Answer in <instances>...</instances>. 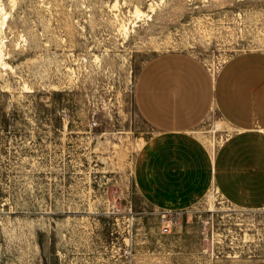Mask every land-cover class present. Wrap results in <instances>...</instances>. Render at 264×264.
Here are the masks:
<instances>
[{
  "label": "rangeland",
  "instance_id": "rangeland-1",
  "mask_svg": "<svg viewBox=\"0 0 264 264\" xmlns=\"http://www.w3.org/2000/svg\"><path fill=\"white\" fill-rule=\"evenodd\" d=\"M249 50L264 0H0V264H264V210L212 188L163 234L134 177L141 69L182 54L213 80Z\"/></svg>",
  "mask_w": 264,
  "mask_h": 264
},
{
  "label": "crops",
  "instance_id": "crops-1",
  "mask_svg": "<svg viewBox=\"0 0 264 264\" xmlns=\"http://www.w3.org/2000/svg\"><path fill=\"white\" fill-rule=\"evenodd\" d=\"M134 106L152 130L134 164L144 205L179 214L214 188L235 208L264 210V50L232 55L213 80L186 55H159L136 79ZM212 112L228 130L215 148Z\"/></svg>",
  "mask_w": 264,
  "mask_h": 264
},
{
  "label": "built area",
  "instance_id": "built-area-1",
  "mask_svg": "<svg viewBox=\"0 0 264 264\" xmlns=\"http://www.w3.org/2000/svg\"><path fill=\"white\" fill-rule=\"evenodd\" d=\"M161 219H162L161 220L162 233L163 234L170 233V231H171V229L173 227V224H175L174 215L171 214V213H163ZM209 224H210V222L208 221L206 223V226H205V229L207 230L206 231V234L207 235H208V229H207V227H208ZM230 244H232L233 246L232 245L230 246V248H231L232 251L229 252L228 257L239 258L240 255H241V253H240V251L238 249V246H235L234 245V242H230ZM213 250H214V246H213Z\"/></svg>",
  "mask_w": 264,
  "mask_h": 264
},
{
  "label": "bare ground",
  "instance_id": "bare-ground-1",
  "mask_svg": "<svg viewBox=\"0 0 264 264\" xmlns=\"http://www.w3.org/2000/svg\"><path fill=\"white\" fill-rule=\"evenodd\" d=\"M153 3H154V2H153ZM150 5H151V4H150ZM151 9L154 10V5L151 6ZM136 13H137L138 16H140L141 11H140L139 9H137V10H136ZM120 24H121V23H120ZM120 26H121V25H120ZM125 26H126V25H125ZM122 27H123V26H122ZM122 29H123V28H122ZM123 30H124V29H123ZM126 32H127V31H126ZM126 32H125V33H126ZM0 55H1V52H0ZM225 125H226V124L223 123V122H218L217 125H216V126H217V130H221V129H222L221 127H222V126H225ZM214 131H215V130H214ZM233 131H234V130H233ZM214 133H215V132H214ZM98 138H99V137H98ZM129 147H131V146H129ZM213 148H214V147H213Z\"/></svg>",
  "mask_w": 264,
  "mask_h": 264
}]
</instances>
